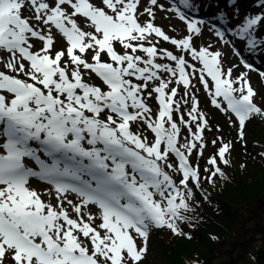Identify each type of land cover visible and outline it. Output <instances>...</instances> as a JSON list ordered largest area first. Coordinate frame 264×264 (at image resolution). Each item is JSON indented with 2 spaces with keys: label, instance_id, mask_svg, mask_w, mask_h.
I'll list each match as a JSON object with an SVG mask.
<instances>
[{
  "label": "snow or ice",
  "instance_id": "6c2138e0",
  "mask_svg": "<svg viewBox=\"0 0 264 264\" xmlns=\"http://www.w3.org/2000/svg\"><path fill=\"white\" fill-rule=\"evenodd\" d=\"M167 4L0 0V264H141L152 229L191 239L181 212L191 210L190 184L203 190L190 157L203 156L210 130L194 81L243 141L246 122L264 118L249 79L264 71L243 55L264 61V0L243 16L237 0L208 17L202 0ZM157 11L174 13L185 34L169 36ZM205 31L240 64L225 69L221 50L198 45ZM217 140L203 177L213 184L227 179L220 165L233 147Z\"/></svg>",
  "mask_w": 264,
  "mask_h": 264
},
{
  "label": "trees",
  "instance_id": "16d2710c",
  "mask_svg": "<svg viewBox=\"0 0 264 264\" xmlns=\"http://www.w3.org/2000/svg\"><path fill=\"white\" fill-rule=\"evenodd\" d=\"M205 2L207 11L216 10L214 3L223 4V0ZM253 2L255 0H237L240 11H259L258 8H251ZM245 53L249 58L255 56ZM256 60L264 65L260 55ZM256 101L264 109V97L256 98ZM251 126L253 129L261 127L254 140L255 148L251 149L240 142L236 147L238 158L229 156L230 165H220L227 179L217 176L214 184L209 183L203 178L208 173L199 168L203 191L196 190L190 184L195 195L194 199L188 201L191 210L181 212L187 219L180 224L182 230L191 235V239L174 235L167 228L155 229L149 240L153 243L159 262L144 259L141 264H203L222 250H233L228 256L230 264H264V156L261 155L264 152V118L253 117L249 123ZM221 127L222 121L213 116L210 130L206 133L203 156L198 157L195 152L193 164L194 160L206 163L216 153L220 141L217 140L216 145L211 141L225 136L224 127L220 133L217 130ZM205 196L207 199H204ZM259 235L260 240H254ZM227 262L218 259L211 263Z\"/></svg>",
  "mask_w": 264,
  "mask_h": 264
},
{
  "label": "rangeland",
  "instance_id": "374dc122",
  "mask_svg": "<svg viewBox=\"0 0 264 264\" xmlns=\"http://www.w3.org/2000/svg\"><path fill=\"white\" fill-rule=\"evenodd\" d=\"M166 2V6H169L167 4V0H165ZM147 4V0H142V7H141V10L143 8V6H145ZM166 13L162 12V11H157V14H156V21L155 23L158 25V26H161L163 28V30L169 35V36H175L177 38H180L182 35H184L185 33H183L182 31H180L181 29L184 28V25L181 21L178 20V18L175 17V14L174 13H168L167 15L170 17V19H165ZM141 19H147V17H142ZM196 43L200 46H206V45H209L211 44L212 45V49L213 51L215 50H221L224 55H223V65H224V68L227 69L229 67H232V65H235V64H240V58L237 57V56H234L232 54V49L231 48H228V47H223L221 48V46L217 43L216 41V38L211 35L210 33H208L207 31H205V35L204 37L202 38V40H198L196 41ZM60 45L58 44L57 47H59ZM159 47H162V48H166V49H169V50H173L174 51V54H180L177 50L174 49V46L170 45L169 43L167 42H163L161 41ZM119 48V46H118ZM258 54V52L256 53ZM186 59H190L189 57H187L186 55ZM159 62V61H158ZM197 67H199V65L197 64ZM246 69H244L242 66L234 69L233 71V76H238L240 75L241 73L245 72ZM249 79H250V83H251V86L254 88V90L256 91L257 95L254 97V102L259 106L258 102L256 101V98H260V97H264V80L261 79V77L255 73H249ZM93 82H97L96 81V78H93ZM196 83V91L198 92L196 95L198 96V99H199V103L204 105L206 103V99L207 98H210L207 93L204 91L203 89V86L197 81H194ZM174 86V85H172ZM171 87V86H170ZM180 93L183 94V90L180 89ZM148 103L149 105L153 108V111L154 113L156 112L157 110V103H156V100H155V94H153V97L151 99L148 100ZM212 111L216 116L218 117H224V119H219L222 121V127L219 128V133L221 131V129L224 127V122H225V127H224V133H225V136H222L223 140L225 142L227 141H231L232 144H233V147L231 149V153H230V156L233 157V158H238V154H237V149L236 147L241 143H243V141L248 144L247 146H249L251 149H254L255 147V143H254V140H255V137L257 135H259V130L261 127H258L256 129H253V126L249 127V123L251 124V121H252V118L246 122V127H245V138L243 141H240L238 140V125H230L227 117L221 113L218 109H216L214 106H212L208 101H207V111H206V114L209 115V112ZM133 128L135 129V126H133ZM184 129L182 130V136L185 137L186 135H188L187 133V129ZM149 135V137L151 138V133H147ZM264 134V132H263ZM220 143V142H219ZM220 146V144L217 146V149L218 147ZM264 153V152H263ZM191 158L194 159V154H192ZM194 164H198L199 165V168H202L203 170L205 169V167H210L207 165V163L201 161H195L194 160ZM32 186L33 187H37L39 188L40 190H43L45 188H48V186H44V185H40L38 186L36 184V182L32 181L31 182ZM70 198H73V197H70ZM45 199H47V197H45ZM93 207V210L95 211V207ZM97 223H99V221H97ZM155 229H152L151 232H153ZM150 232V234H151ZM260 235L257 237V238H254V240H260ZM137 243L139 244L140 241L138 240ZM233 253V250H226V251H219L217 252L213 257H211V259H209L208 261L205 262V264H216V263H211L213 260H227V264H230L229 263V255ZM158 257L155 255V252H154V246H153V243L151 244V242L149 241L148 242V252L146 254V258L145 260L147 261H153L154 263L156 262H159V258L157 259ZM155 259V260H154ZM145 261V262H147ZM221 263V262H220ZM218 263V264H220ZM5 264H12V261L11 259H7L5 261Z\"/></svg>",
  "mask_w": 264,
  "mask_h": 264
}]
</instances>
